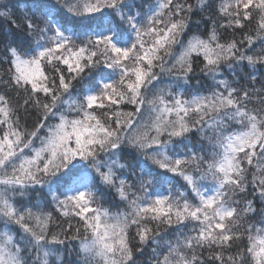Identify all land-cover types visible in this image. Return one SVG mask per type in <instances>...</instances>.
Wrapping results in <instances>:
<instances>
[{"label":"snow or ice","instance_id":"snow-or-ice-1","mask_svg":"<svg viewBox=\"0 0 264 264\" xmlns=\"http://www.w3.org/2000/svg\"><path fill=\"white\" fill-rule=\"evenodd\" d=\"M0 264H264V0H0Z\"/></svg>","mask_w":264,"mask_h":264},{"label":"trees","instance_id":"trees-1","mask_svg":"<svg viewBox=\"0 0 264 264\" xmlns=\"http://www.w3.org/2000/svg\"><path fill=\"white\" fill-rule=\"evenodd\" d=\"M192 2L194 3L195 2V0H192ZM193 19H197V17H193ZM193 83H195L194 81H193ZM207 83V82H206Z\"/></svg>","mask_w":264,"mask_h":264}]
</instances>
